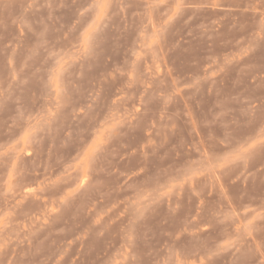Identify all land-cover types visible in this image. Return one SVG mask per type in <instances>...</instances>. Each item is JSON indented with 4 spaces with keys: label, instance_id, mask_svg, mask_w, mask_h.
Instances as JSON below:
<instances>
[{
    "label": "rangeland",
    "instance_id": "rangeland-1",
    "mask_svg": "<svg viewBox=\"0 0 264 264\" xmlns=\"http://www.w3.org/2000/svg\"><path fill=\"white\" fill-rule=\"evenodd\" d=\"M0 264H264V0H0Z\"/></svg>",
    "mask_w": 264,
    "mask_h": 264
}]
</instances>
